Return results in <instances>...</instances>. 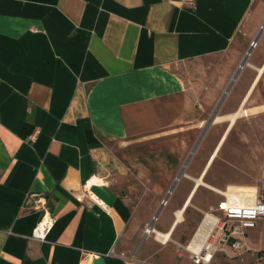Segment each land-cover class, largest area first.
I'll use <instances>...</instances> for the list:
<instances>
[{"label":"crops","instance_id":"0c3cea01","mask_svg":"<svg viewBox=\"0 0 264 264\" xmlns=\"http://www.w3.org/2000/svg\"><path fill=\"white\" fill-rule=\"evenodd\" d=\"M255 36L252 48L264 47V0H0V264H91L95 254L104 264H161L141 255L148 241L129 257L121 249L149 225L171 237L206 162L178 176V159L164 198L139 216L124 189L132 166L109 148L169 146L197 129V93L176 69L228 52L236 70ZM263 67L264 58L243 101ZM240 107L220 118L230 127ZM177 176L181 197L161 220ZM42 217L51 224L37 240ZM244 240L253 251L208 264H264V219Z\"/></svg>","mask_w":264,"mask_h":264},{"label":"rangeland","instance_id":"374dc122","mask_svg":"<svg viewBox=\"0 0 264 264\" xmlns=\"http://www.w3.org/2000/svg\"><path fill=\"white\" fill-rule=\"evenodd\" d=\"M263 58L262 45L251 49L250 55L246 57V65L239 71L218 108L217 117H225L235 113L241 106L242 115L230 127L226 119L212 123L194 146L204 123L222 98L221 95L235 72L232 69L229 71L231 56L226 52L194 60L176 69L186 85L197 93L199 106L196 103L197 113L194 122L199 126L197 129L171 136L167 139V142H170L169 146H165L166 143L162 141L153 144L152 147H146V144L126 145L118 153L115 145L110 146L109 149L113 154L124 157L132 166V169L128 168L130 173L126 171L127 187L124 189L130 197V206L139 216L148 213V209L155 202L164 198L162 192L164 184L169 181L166 176L175 173L172 168L176 167L178 159L181 161L178 167L182 166L193 146L192 154L182 172L199 171L205 162L207 168L201 179L204 186L199 189L197 195H194L190 206L183 213L182 222L172 231L171 240L162 244L153 238L152 233H144L145 227H142L139 240L135 242L136 239H133L121 249L124 256H131L132 251H138L143 242L148 241L152 247L150 250H144L141 255L147 252L148 260L152 262L164 264L187 259L185 255L175 254L172 240L185 243L195 230L201 212L222 201L223 193L229 186H255L260 169L264 166V67L244 101L243 98ZM183 185L184 181L181 178L175 183L167 198L166 206L160 210V213L164 212L161 220L165 218L167 211L169 213L172 211V206L181 197L179 192ZM130 191L131 194L128 193ZM232 260L237 261L239 258Z\"/></svg>","mask_w":264,"mask_h":264},{"label":"built area","instance_id":"2783aa9c","mask_svg":"<svg viewBox=\"0 0 264 264\" xmlns=\"http://www.w3.org/2000/svg\"><path fill=\"white\" fill-rule=\"evenodd\" d=\"M163 1L177 3L180 7L186 8L192 7L195 2V0ZM86 198L92 200L88 194ZM239 199L245 201V198ZM260 219H264V166L260 169L250 203L240 205L223 196L222 201L201 212L200 220L188 241L184 245L174 243V252L177 256L186 253L189 264H208L216 253L230 258L240 257L243 252L252 250L245 243L244 231L253 228ZM50 224V219L42 217L30 236L37 240L43 239ZM196 232H200L202 236L194 238Z\"/></svg>","mask_w":264,"mask_h":264},{"label":"bare ground","instance_id":"6f19581e","mask_svg":"<svg viewBox=\"0 0 264 264\" xmlns=\"http://www.w3.org/2000/svg\"><path fill=\"white\" fill-rule=\"evenodd\" d=\"M245 60H246V58H245ZM239 71L240 70H238V72ZM228 91H229V89L225 90V92L223 93L222 99H224V97L227 95ZM221 120L222 119L220 117H217L214 120V122H219ZM178 176H179V174H178ZM178 176L175 179L174 184L178 181V179H179ZM174 184L171 187V189L169 190L168 195H170V193H171V191H172V189L174 187ZM226 192H227V190H226ZM226 192H224L223 194H224V196H226L228 198L229 201H234L237 204L245 205V204L250 203L252 201V198L254 196V187H252V186H230L229 189H228L227 194H226ZM239 197L245 198V201L239 199ZM163 203L164 202H162V204ZM180 214H181V212L178 213V217L180 216ZM144 231H145V233H154V231L149 230L148 227H146ZM200 236H202L201 233L200 232H196L194 238L197 239ZM154 238H155V240L159 241L160 243H165L170 238V233H161V232L155 231Z\"/></svg>","mask_w":264,"mask_h":264},{"label":"water","instance_id":"95a60500","mask_svg":"<svg viewBox=\"0 0 264 264\" xmlns=\"http://www.w3.org/2000/svg\"><path fill=\"white\" fill-rule=\"evenodd\" d=\"M260 29H261V28H260ZM257 37H258V36H255V37H254V39H253V41L251 42L249 48H248L247 51L244 53L243 58H242L241 61L239 62L238 66H237V68H236L234 74H233L232 77L230 78V80H229V82H228V84H227L225 90H228V89L230 88L232 82L235 80V78H236V76H237V74H238V70H241V68L243 67V65L246 64V60H244V59H245V56H247V57L249 56L251 48H252L253 45L256 43ZM221 97H222V95H221ZM222 102H223V99L220 98L219 101L217 102V104H216L214 110H213L212 113L210 114L209 118H208V119L206 120V122L204 123L203 130H201V133L199 134V136H198V138H197V141L195 142L194 146H196V144L199 142V140H200L201 137L203 136V134H204V132H205V129H207V127H208L209 125H211L212 123H214V120H215V118L217 117L216 114H217L218 108L220 107V105L222 104ZM194 146H193V148L190 150V152H189L187 158L185 159V161L183 162V165H182L181 169L185 167V165H186V163H187V161H188L190 155L192 154V151H193V149H194ZM179 175H183V172H182L181 170H180ZM164 202H165V200H164ZM147 227H148L149 230H151V226H150V225L147 226ZM143 232L145 233V231H143ZM91 264H104L103 256H102V255L95 254V255L93 256V258L91 259Z\"/></svg>","mask_w":264,"mask_h":264}]
</instances>
